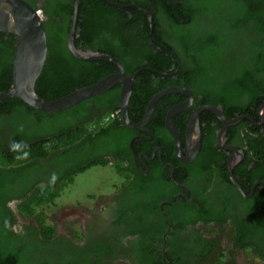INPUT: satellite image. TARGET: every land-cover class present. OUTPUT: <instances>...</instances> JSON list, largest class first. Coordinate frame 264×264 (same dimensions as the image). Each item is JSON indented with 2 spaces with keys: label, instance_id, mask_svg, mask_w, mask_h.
Here are the masks:
<instances>
[{
  "label": "flooded vegetation",
  "instance_id": "obj_1",
  "mask_svg": "<svg viewBox=\"0 0 264 264\" xmlns=\"http://www.w3.org/2000/svg\"><path fill=\"white\" fill-rule=\"evenodd\" d=\"M113 2L108 3L146 15L154 36L136 43L130 56L110 55L132 78L128 114L137 128L122 117L123 81L70 109L45 112L50 116L44 121L33 119L39 110L29 105L35 109L31 115L22 110L0 114V264H208L213 254L216 262L241 264L239 253L252 254L264 264V171L246 137L264 136V88L248 91L238 82L248 71L263 79L264 74L255 71L258 50L250 46L264 41V4L259 20L263 32L220 26L225 8L218 5L214 15L204 12L181 26L188 40L183 47L153 0ZM35 3L42 10L46 0ZM76 31H81L77 23L74 45ZM209 35L217 37L216 49L200 51L193 42ZM106 39L110 44L112 40ZM120 46L125 53V45ZM78 49L99 52L97 47L85 48L82 41ZM98 61L104 60L86 62ZM106 62L112 64V72L101 73V78L81 88L121 72L116 63ZM90 64L89 69L100 68ZM145 85L151 95L146 99L141 94L136 100L134 90L141 92ZM166 90L172 91L158 99L143 123L153 99ZM141 103L143 114L137 112ZM182 104L187 107L172 117L181 143L179 154L168 117ZM203 107L215 108L226 120L240 119L221 139L224 122L210 109L200 111L201 145L189 159V133ZM12 140L27 145L23 149L30 152L27 160H16L19 153L9 151ZM96 166L112 168L119 182L109 180L110 187L102 190L108 193L71 197L68 186H75ZM53 172L58 175L55 186L44 189L52 200L38 209L40 214L23 215L26 198L46 185ZM47 231L53 233L51 238Z\"/></svg>",
  "mask_w": 264,
  "mask_h": 264
},
{
  "label": "trees",
  "instance_id": "obj_2",
  "mask_svg": "<svg viewBox=\"0 0 264 264\" xmlns=\"http://www.w3.org/2000/svg\"><path fill=\"white\" fill-rule=\"evenodd\" d=\"M26 1L37 8L35 0ZM113 1L120 4L137 2V0ZM161 1L162 0H153L160 11L165 14L167 22L170 24L169 30L173 34V37L179 40L183 47L188 45V40L180 30L181 26L192 21L196 15L200 16L204 12L214 15V12L218 11L216 9L218 5H223L222 7L226 10L222 11L224 16L219 24L220 26L225 25V28L234 29L236 32H242L245 29L251 34L262 31L259 20L260 15L263 13L260 5L264 4V0H182L184 1L183 4L174 2V0H169L171 1L169 5ZM74 3L75 0H46V5L42 8L44 16L47 17L45 27L49 53L43 71L36 83V92L40 97L48 101L60 99L77 88L93 83L96 77L97 79L101 78L99 76L101 73L102 76H105L112 72L111 63L106 61H82L75 58L68 50L66 38L72 23L71 18L73 15ZM137 4L141 5L142 3L139 1ZM147 8L152 10L149 4ZM155 21L156 20L153 21V25ZM251 22H253V25H251ZM109 27L113 29V32L108 31ZM78 28L81 29V31H76L75 34V36L79 35L78 39L75 37V46L77 48L79 42L82 41L85 48L97 47V51L114 57L123 58L124 56L121 54L130 56L134 54L137 48L136 43H140V41L143 40H154L146 15L139 12L137 8H126L123 10L102 0H82L77 20V29ZM106 37L111 39V42L114 44L111 42L109 44ZM198 38L199 39H196L193 43L200 51L209 49V51L212 52L216 49L217 45L214 47L213 44V42L216 43V36L209 35L207 40L205 39L207 37ZM263 42L262 40L250 46L251 49L258 50V57H255V71L262 74H264V60L262 59L264 56ZM120 44L125 45V53L122 52ZM15 48V36L12 34L0 33L1 92L8 91L12 85V63ZM133 48H135V50ZM90 63H97L100 65V68L94 69L95 71L89 69ZM95 73H97V76L92 78L90 75ZM241 74L238 82L245 84L248 91L264 88V76L263 79H260L252 76V72L250 73L249 71ZM238 82L236 84H239ZM149 93V87L145 85V88L141 92L135 89L133 97L138 100V97L142 98L141 94H143L144 97L148 99L151 95H149ZM133 103L134 102H132V104ZM141 105L140 110L137 112L143 114L145 105L144 103H141ZM117 109L118 108H114V110ZM19 110L29 111L30 115L35 111V109L29 107L19 98L0 102V114L13 115ZM70 111V113H76V109ZM56 115L57 114H55V117ZM49 116L48 113L37 111L36 115L33 114V119L44 121L48 119ZM246 137L249 141L250 153L256 158V162L260 166L261 171H264V136L253 138L247 134ZM246 153L248 152L246 151ZM51 200L52 197L48 195V192L44 189L42 190V188H37L32 191V195L26 198V201L21 206V212L25 216L35 213L40 214L38 209L41 210L40 207ZM40 217L45 218V215L42 214ZM199 218L203 219V217ZM48 228H50V226ZM52 234L53 233H50V231H47L46 237L51 238ZM205 257L207 256L205 255Z\"/></svg>",
  "mask_w": 264,
  "mask_h": 264
},
{
  "label": "water",
  "instance_id": "obj_3",
  "mask_svg": "<svg viewBox=\"0 0 264 264\" xmlns=\"http://www.w3.org/2000/svg\"><path fill=\"white\" fill-rule=\"evenodd\" d=\"M81 1L82 0H76L74 4L71 31L67 38V46L70 52L74 57L80 60H104L116 63L120 67L121 72L116 75H110L95 85L77 89L60 99L53 101L43 99L36 92V83L43 71L49 53L48 38L45 27L46 18L40 8L33 7L26 0H0V33L12 34L16 38V48L12 63V85L7 92H0V100L17 97L36 110L55 113L70 109L91 97L108 91L112 86L123 81L126 85L123 87L121 93L122 117L130 125L137 128V126L130 120L128 114V102L132 92V78L127 77L124 74L121 63L108 54L83 51L76 48L74 45V33ZM106 1L114 4L111 0ZM146 13L151 15L149 12ZM170 91L172 90L163 91L153 99L143 123H146L150 119L158 99ZM186 107L187 104L176 106L171 110L168 117V126L175 136L177 151L179 154L181 153V143L179 136L176 134L172 117ZM204 109L212 110L222 122H224L225 128L222 130L221 139H223L227 127L231 124L237 123L240 119L226 120L221 113L213 107H203L198 110L189 133V141L191 140L190 144L192 145L190 149L191 155L188 157L189 159L194 158L195 154L200 149L201 134L199 113Z\"/></svg>",
  "mask_w": 264,
  "mask_h": 264
},
{
  "label": "rangeland",
  "instance_id": "obj_4",
  "mask_svg": "<svg viewBox=\"0 0 264 264\" xmlns=\"http://www.w3.org/2000/svg\"><path fill=\"white\" fill-rule=\"evenodd\" d=\"M109 180H112L113 184L119 182V176L114 172L112 168L110 167L104 168L100 166L91 167L83 175L80 176L79 180L76 181L77 184L75 186H68L67 190L69 191V193L73 192L72 190H74L75 191L74 194L77 199H85L87 194L98 193L103 189H108L110 187L107 186L108 183H112ZM239 254L240 257L239 258L237 257V259H240L241 264H260L258 258H256L252 254H248V253H244V254L239 253ZM216 259H217L216 255L213 254L207 260L209 262L208 264L212 263L213 261L216 262ZM216 264H222V263L218 259Z\"/></svg>",
  "mask_w": 264,
  "mask_h": 264
},
{
  "label": "clouds",
  "instance_id": "obj_5",
  "mask_svg": "<svg viewBox=\"0 0 264 264\" xmlns=\"http://www.w3.org/2000/svg\"><path fill=\"white\" fill-rule=\"evenodd\" d=\"M27 145L23 142V141H16V140H12L9 144H8V148L10 152H15V153H19L18 155L15 156L16 160H27L30 156V152L28 151H24L23 149L26 148ZM58 180V175L53 172L50 175V178L48 180V183L46 185H41L42 190L45 188H49V187H54L56 182ZM5 226H8V223L5 222ZM15 230V229H13Z\"/></svg>",
  "mask_w": 264,
  "mask_h": 264
},
{
  "label": "crops",
  "instance_id": "obj_6",
  "mask_svg": "<svg viewBox=\"0 0 264 264\" xmlns=\"http://www.w3.org/2000/svg\"><path fill=\"white\" fill-rule=\"evenodd\" d=\"M71 190H72V189H71ZM72 191H73V192L70 193V196H71V197H72V196L74 197V193H75V191H74V190H72ZM100 192H102V193H106V192H107V193H108V191H105V192H104V191H102V190L99 191L98 193H100Z\"/></svg>",
  "mask_w": 264,
  "mask_h": 264
}]
</instances>
